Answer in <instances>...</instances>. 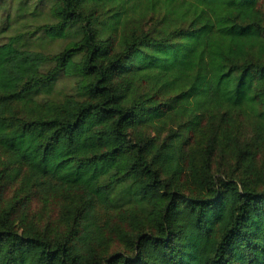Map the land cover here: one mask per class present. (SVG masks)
<instances>
[{
  "label": "trees",
  "instance_id": "1",
  "mask_svg": "<svg viewBox=\"0 0 264 264\" xmlns=\"http://www.w3.org/2000/svg\"><path fill=\"white\" fill-rule=\"evenodd\" d=\"M0 264H264V0H0Z\"/></svg>",
  "mask_w": 264,
  "mask_h": 264
},
{
  "label": "rangeland",
  "instance_id": "2",
  "mask_svg": "<svg viewBox=\"0 0 264 264\" xmlns=\"http://www.w3.org/2000/svg\"><path fill=\"white\" fill-rule=\"evenodd\" d=\"M64 45V40L58 39L53 42L47 44L46 49L50 52H56L61 49ZM12 188V187H11ZM10 192H13V188L10 189ZM10 192H6L5 194H10ZM31 207L38 209L40 206H44L41 200H44L41 196L33 194L31 199Z\"/></svg>",
  "mask_w": 264,
  "mask_h": 264
}]
</instances>
